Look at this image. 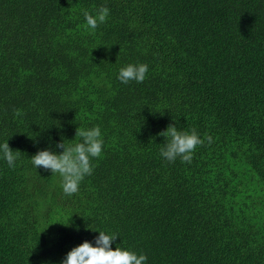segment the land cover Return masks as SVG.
Returning <instances> with one entry per match:
<instances>
[{
	"label": "trees",
	"instance_id": "16d2710c",
	"mask_svg": "<svg viewBox=\"0 0 264 264\" xmlns=\"http://www.w3.org/2000/svg\"><path fill=\"white\" fill-rule=\"evenodd\" d=\"M129 62L143 81L116 79ZM172 123L201 136L190 161L159 155ZM93 125L102 153L67 195L29 156ZM7 140L0 264H58L98 229L144 264H264V0H0Z\"/></svg>",
	"mask_w": 264,
	"mask_h": 264
},
{
	"label": "clouds",
	"instance_id": "9594fccd",
	"mask_svg": "<svg viewBox=\"0 0 264 264\" xmlns=\"http://www.w3.org/2000/svg\"><path fill=\"white\" fill-rule=\"evenodd\" d=\"M84 25L89 31H94L98 24L106 21L109 8L99 6L94 12L81 9ZM148 65L143 62L126 63L119 67L116 79L127 84L129 81L141 82L145 79ZM165 142L159 148V155L169 162L179 158L181 161H190L193 150L203 141L200 134L195 130L178 128L175 123L169 124L161 132ZM76 137L80 139L74 143ZM75 138L68 139L61 134V139L56 147L62 151H54L49 148L38 149L29 156L34 168H42L52 174H58L60 187L63 193L71 195L79 190L81 180L92 171L91 158L101 155L103 149V136L99 125L91 127L78 126L75 130ZM211 142V137H206ZM17 149H13L8 140L0 143V158L8 167H14L18 158ZM64 224V223H61ZM79 230V225H74L71 220L64 224ZM98 232L91 240H83L71 247L58 262V264H144L147 256L143 252H137L126 247H112L117 234L107 230ZM41 264H49L47 261Z\"/></svg>",
	"mask_w": 264,
	"mask_h": 264
}]
</instances>
